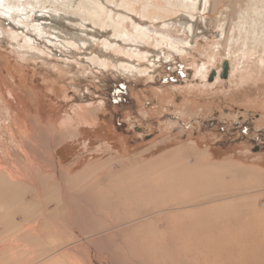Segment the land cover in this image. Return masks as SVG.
<instances>
[{
  "label": "rangeland",
  "instance_id": "rangeland-1",
  "mask_svg": "<svg viewBox=\"0 0 264 264\" xmlns=\"http://www.w3.org/2000/svg\"><path fill=\"white\" fill-rule=\"evenodd\" d=\"M30 1L38 27L17 25L24 5L0 14V216L20 222L0 264H264V147L233 129L239 115L250 136L264 128V17L251 11L264 0L156 16L152 0H94L99 14ZM179 149L198 175L164 187L174 165L156 163Z\"/></svg>",
  "mask_w": 264,
  "mask_h": 264
},
{
  "label": "bare ground",
  "instance_id": "bare-ground-1",
  "mask_svg": "<svg viewBox=\"0 0 264 264\" xmlns=\"http://www.w3.org/2000/svg\"><path fill=\"white\" fill-rule=\"evenodd\" d=\"M54 1L55 0H50V4H53L54 5ZM57 1V0H56ZM104 1V0H103ZM107 1V0H106ZM122 1V0H121ZM139 1H141V0H139ZM153 1V0H152ZM146 2V4L145 5H149V7L152 9V12H154V14H152V16H156L157 14V12H158V15H160V12L162 11V13H164V15H168V13H170V12H172V13H183V12H185V13H188L187 12V10H189V11H191L192 9H194L195 8V6H196V3L198 2L197 0H156L157 2ZM155 1V0H154ZM200 1V0H199ZM202 1V0H201ZM200 1V2H201ZM62 2V1H61ZM66 2V1H65ZM64 2V3H65ZM70 2V1H69ZM77 2H79V5H80V7L81 8H83L84 6H85V3H87V4H89L88 5V8L89 9H91L92 10V12H94V13H97V14H99L103 9H104V6L103 5H101L99 2H97V1H94V0H88V1H86V0H77ZM112 2V1H111ZM123 2H125V1H123ZM127 2H129V1H127ZM127 2H125L126 4H127ZM37 3H39V4H41V7L42 8H46L47 6L46 5H44V1H42L41 3L38 1ZM63 3V2H62ZM71 3V2H70ZM114 3V2H113ZM124 3V4H125ZM130 3H132V2H130ZM129 3V4H130ZM105 4V3H104ZM25 6L24 8H21V9H24V10H26V13H25V15L23 16V17H21V16H19V13H17V17H16V20H17V22L16 23H18L17 25H20V26H22V27H25V26H27V25H31V27L32 28H35V27H38L39 26V24H37V23H35V24H33V20H36L37 21V17L36 18H34V16H33V9L35 8L33 5H32V3H31V1L30 0H24V1H22V0H0V14H2L3 16H5L6 18H8V19H13L11 16L13 15L12 14V12H14L15 13V11H18V10H20L19 8H20V6ZM68 5V7L70 6L69 4H67ZM117 5H120L119 3L117 4ZM28 6V7H27ZM55 6V5H54ZM111 6V5H110ZM114 6V5H113ZM123 6V5H122ZM121 6V7H122ZM130 6V5H129ZM118 7H120V6H118ZM120 7V8H121ZM262 7H263V5H262ZM108 8V7H107ZM86 9V8H85ZM82 10V9H81ZM250 10V9H249ZM248 10V11H249ZM71 11V10H70ZM148 10L146 9V7L144 6V9H143V13L144 14H146V12H147ZM157 11V12H156ZM244 11V10H243ZM251 11L253 12V14L255 15V18L257 19V18H259V17H264V8H257V7H251ZM85 12V11H84ZM106 12V11H105ZM125 12V11H124ZM156 12V13H155ZM40 13H44L43 11H40ZM108 13V12H107ZM110 13V12H109ZM171 13V14H172ZM247 13V12H246ZM249 13H250V11H249ZM30 14H31V17L29 18V16H30ZM84 14V13H83ZM85 14H87V13H85ZM84 14V15H85ZM82 15V14H81ZM94 15V14H93ZM118 15V14H117ZM120 15V14H119ZM190 15V14H189ZM80 16V15H79ZM107 16V15H106ZM162 16V15H161ZM160 16V17H161ZM81 17V16H80ZM85 17V16H84ZM84 17H83V19H84ZM89 17V16H88ZM118 17V16H117ZM121 17V16H120ZM127 17V16H126ZM159 17V18H160ZM246 17V16H245ZM92 18V17H91ZM240 18V17H239ZM5 19V18H4ZM82 19V20H83ZM126 19V18H125ZM241 19L243 20V16L241 15ZM240 19V20H241ZM14 20V19H13ZM15 20V21H16ZM123 20V19H122ZM246 20V19H245ZM244 20V21H245ZM5 21H8V20H5ZM253 21V23L255 22V19L254 20H252ZM7 23H11L10 21L9 22H7ZM15 23V22H14ZM116 23V22H115ZM185 23V22H184ZM244 23V22H243ZM252 23V22H251ZM250 23V24H251ZM118 24H119V22H118ZM16 25V24H15ZM99 25V24H98ZM104 25V24H103ZM114 25V24H113ZM246 25V24H245ZM100 26H101V24H100ZM192 26V25H191ZM104 27V26H103ZM110 27V26H109ZM116 27H118V25L116 26ZM136 27V26H135ZM121 28V27H120ZM114 29V28H113ZM119 30V29H118ZM123 30V29H122ZM121 30V31H122ZM135 30V33L134 34H131L130 36H129V38L131 39V40H127L128 42V44L131 46V47H133V51H130V53L131 52H134V55L136 56V58H141L142 57V53L139 51V45L143 42V38L145 37V36H147L148 34L147 33H145V31H141L142 30V28L140 29V27L139 28H137L136 27V29H134ZM143 30H144V28H143ZM85 31V30H84ZM227 31V30H226ZM233 31V29L231 30V33H233L232 32ZM124 33V32H123ZM115 34V33H114ZM232 35V34H231ZM127 36V35H126ZM128 37V36H127ZM163 37V36H162ZM21 38V37H20ZM83 38V37H82ZM81 38V39H82ZM263 38V37H262ZM84 39V38H83ZM127 39V38H126ZM145 39V38H144ZM165 39H167L168 40V43L170 44V46H172V47H178L179 46V48H177L178 49V51L179 50H185V49H188L189 48V45L187 44V43H191V41H188V42H186V43H182V45H178L179 44V42L180 41H177L176 39H172V38H167V37H163L161 40H159L158 42H157V44H161V43H163V41ZM23 42H21L22 44H20V46H18L21 50L23 49L22 48V46H26V47H28L29 46V44H30V42H29V40L28 39H26V38H24V39H21ZM260 41H261V43H263V40L260 38L259 39ZM79 41V43H81V44H83L84 42H86V40H78ZM109 41V40H108ZM114 40H112V42H113ZM182 41V40H181ZM62 42V41H61ZM110 42V41H109ZM183 42V41H182ZM174 49H176V48H174ZM129 52V51H128ZM93 57V56H92ZM95 59H98V58H95ZM153 62V61H152ZM128 63V62H127ZM129 64V63H128ZM131 64V63H130ZM138 64V63H137ZM119 65H120V63H119ZM136 65V64H135ZM139 65V64H138ZM137 65V66H138ZM121 66V65H120ZM120 66H117V68H118V70H119V72H125V71H130V72H132V73H134L135 72V69H134V66H130L129 67V65H128V67H126V68H122V67H120ZM138 67H136V69H137ZM137 71V70H136ZM142 71V70H141ZM138 72V71H137ZM126 73H129V72H126ZM49 146V145H48ZM190 151V150H189ZM171 156H174V160H168V161H165V162H163V163H159L158 161H157V163H156V165H160L161 167H162V165L161 164H170V163H172L173 165H174V167H172V168H169L168 166H166V168L165 169H163V171L162 172H165V174L163 173L162 175H163V178H164V181H163V186H164V183L165 182H168V181H170V180H172L173 182H174V180H176L177 178H182V180H176V182H178V181H185V180H187V179H192L193 178V176H195V175H198L197 174V172H196V163H195V165L193 166V168L192 167H187V166H185V165H182L181 164V160H184V158H186V156H185V153H184V149H179V150H176V151H174V152H172V155ZM168 158H170V156H167V159ZM154 162V161H153ZM145 165H148V164H145ZM152 165V164H151ZM199 168V167H198ZM199 169H201V168H199ZM137 170V169H136ZM106 171V170H105ZM144 171L145 170H143L142 169V172H141V174L140 175H144L145 173H144ZM90 172V171H89ZM153 173V172H152ZM157 173V172H156ZM150 175H151V172H150ZM159 175V174H158ZM201 175V174H200ZM116 176V175H115ZM122 176V175H121ZM118 177H120L119 175H118ZM139 177H141V176H139ZM137 178V177H136ZM158 178H159V176H158ZM197 178V177H196ZM0 179H1V176H0ZM137 180V179H136ZM154 180H157V178H155ZM151 181V180H150ZM174 184V183H173ZM178 184V183H177ZM137 185V184H136ZM196 185H197V183H196ZM169 186V185H168ZM147 187V185H137V188H139V189H144V188H146ZM164 187H166V184H165V186ZM170 187V186H169ZM89 188V187H88ZM165 190H167V188H165ZM119 194V193H118Z\"/></svg>",
  "mask_w": 264,
  "mask_h": 264
},
{
  "label": "flooded vegetation",
  "instance_id": "flooded-vegetation-1",
  "mask_svg": "<svg viewBox=\"0 0 264 264\" xmlns=\"http://www.w3.org/2000/svg\"><path fill=\"white\" fill-rule=\"evenodd\" d=\"M226 60L228 61V59H226ZM228 65H229V61H228ZM213 73L215 74L216 71H214ZM222 74H224V73H222V67H221L220 72H219V77L220 78H225L227 76L226 75L225 77H222L221 76ZM213 77L214 76L210 74V79L213 78ZM254 118L255 119L259 118V114H254ZM117 121H118L120 127H122V122H120L121 118L119 116H117ZM233 129L236 132H240V134H241V136L238 138V140H239L238 142H244V141H247V140H251V141L254 142L255 140H259V142L257 143V145L254 148V151H253L254 153L260 152L261 148L264 147L260 143L261 138L264 136V128H262L263 130L259 134H256L255 136H250L249 132L254 129V125H251V123H249L248 120H243V117L241 115H239L237 117V120L234 123V128ZM261 142L264 143V138H263V141H261Z\"/></svg>",
  "mask_w": 264,
  "mask_h": 264
},
{
  "label": "crops",
  "instance_id": "crops-1",
  "mask_svg": "<svg viewBox=\"0 0 264 264\" xmlns=\"http://www.w3.org/2000/svg\"><path fill=\"white\" fill-rule=\"evenodd\" d=\"M12 221L13 222L9 223V225H6L5 223L8 221L5 217V215L1 214V216H0V237L1 238L8 237L10 235V231H11L12 227H13L12 231H14L15 228L18 229L20 227L19 226L20 222L18 220L13 219ZM12 223H14V224H12ZM14 225H15V227H14ZM5 227L8 228L9 230H5L6 229Z\"/></svg>",
  "mask_w": 264,
  "mask_h": 264
},
{
  "label": "water",
  "instance_id": "water-1",
  "mask_svg": "<svg viewBox=\"0 0 264 264\" xmlns=\"http://www.w3.org/2000/svg\"><path fill=\"white\" fill-rule=\"evenodd\" d=\"M227 68H228V61L224 60L223 65H222V73H224V74L221 75L222 77H225L227 75ZM212 73H213V71H212ZM212 73H211V75H213Z\"/></svg>",
  "mask_w": 264,
  "mask_h": 264
}]
</instances>
